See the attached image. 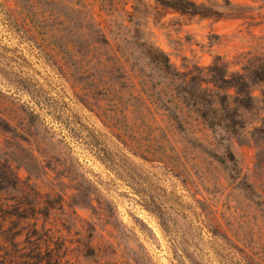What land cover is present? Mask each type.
<instances>
[{
  "label": "rangeland",
  "instance_id": "1",
  "mask_svg": "<svg viewBox=\"0 0 264 264\" xmlns=\"http://www.w3.org/2000/svg\"><path fill=\"white\" fill-rule=\"evenodd\" d=\"M189 1L0 0V264H264V140L149 61L241 71L264 0Z\"/></svg>",
  "mask_w": 264,
  "mask_h": 264
},
{
  "label": "trees",
  "instance_id": "2",
  "mask_svg": "<svg viewBox=\"0 0 264 264\" xmlns=\"http://www.w3.org/2000/svg\"><path fill=\"white\" fill-rule=\"evenodd\" d=\"M156 1L174 11L208 15L205 8L189 0ZM149 61H154V66L165 74L181 77L184 96L179 100L186 101L188 109L196 113L208 129L221 137L248 136L251 142L264 140V57L246 60L241 71L231 73L227 64L217 58L205 69L206 77L190 75L189 78L176 72L164 54ZM159 96L163 97L161 91ZM3 185L0 180V186ZM17 185L11 183L7 187L14 191Z\"/></svg>",
  "mask_w": 264,
  "mask_h": 264
}]
</instances>
